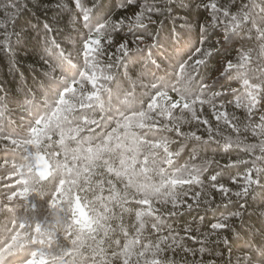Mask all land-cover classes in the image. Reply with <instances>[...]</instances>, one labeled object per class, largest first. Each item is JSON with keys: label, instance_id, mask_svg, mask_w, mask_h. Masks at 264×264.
I'll use <instances>...</instances> for the list:
<instances>
[{"label": "snow or ice", "instance_id": "snow-or-ice-1", "mask_svg": "<svg viewBox=\"0 0 264 264\" xmlns=\"http://www.w3.org/2000/svg\"><path fill=\"white\" fill-rule=\"evenodd\" d=\"M33 31L36 79L0 82V264H264V0H0L14 81Z\"/></svg>", "mask_w": 264, "mask_h": 264}, {"label": "trees", "instance_id": "trees-1", "mask_svg": "<svg viewBox=\"0 0 264 264\" xmlns=\"http://www.w3.org/2000/svg\"><path fill=\"white\" fill-rule=\"evenodd\" d=\"M116 3L119 4V0H116ZM105 4H106V7H109L111 5V0H105ZM114 11H115V15L117 17H123V16L131 17L133 15L131 10H128L125 12L120 8H116ZM14 23L15 22L11 21V20L8 22L9 33H11L13 30H15L16 32H19L22 29L27 31L29 29V27H32V28L35 27V19L29 18V17H25L23 19H20L18 24H16L15 29H13ZM61 30L62 31L64 30L62 25H61ZM124 31L127 32V28H125ZM123 35H124V32H121L120 35L117 36L116 38L120 39L121 37H123ZM36 37H37V34L35 33V31H33L31 39L26 46V49H24V50L18 49L19 66L17 67L16 71L20 76V81H14L13 80V76L10 74L8 66H7L8 61L3 59V58H0V82H4L5 84H7V86L9 88L14 87L16 84L23 82L24 80H27L28 83L30 84L33 80L36 79V75L40 71V54L43 51V40L42 39L37 40ZM129 39H131V37H129ZM146 43H147V41H146ZM22 44H23V42H22ZM220 60H222V57L217 58V62H219ZM217 62H214L210 66L211 67V76H212L213 80H215L219 76V73L216 72V63ZM233 87H236V85L233 84ZM217 90H219V89H217ZM227 110L229 112H236L237 115L242 116V111L234 109L231 105H228ZM214 123H215V121L213 120V124ZM189 127L190 126L187 124L184 125L185 130H187ZM225 134L226 135L230 134V130H227L225 132ZM232 135H233V137L235 136V134H232ZM247 136H248V139L246 142H248V143L255 142L251 138L250 133L247 134ZM241 139H244V134L241 135ZM215 158H216V160H218L220 162V167H223L224 164L228 163L230 160H232L234 158L246 159L247 157L244 156V154L241 150L232 149V150H230V152L228 154L217 155ZM184 159H187V157H185ZM211 198L214 199L215 204L218 205L215 212H213L211 209L206 210L205 207H201L198 209L194 208L191 211L184 209L183 211L180 212L179 215H177L174 218H171L172 219V227L174 229H176L180 235H184L183 229L187 225H192L193 227H195L196 224L200 223V217L204 216L205 219L203 221V224L201 225V230L202 231L206 230L204 228V225H207L210 222H215L214 217L219 216L222 212H224V209H225V205L221 204V202H220V194L219 193H216ZM228 207H231V206L229 205ZM247 214L249 216L252 215V209L251 208L248 209ZM251 222L252 221H249V223H251ZM236 223L238 226L239 222L237 221Z\"/></svg>", "mask_w": 264, "mask_h": 264}]
</instances>
